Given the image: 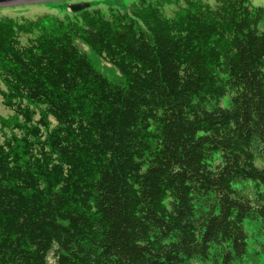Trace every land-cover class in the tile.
<instances>
[{
  "label": "trees",
  "instance_id": "1",
  "mask_svg": "<svg viewBox=\"0 0 264 264\" xmlns=\"http://www.w3.org/2000/svg\"><path fill=\"white\" fill-rule=\"evenodd\" d=\"M0 105V264H264L250 0L1 17Z\"/></svg>",
  "mask_w": 264,
  "mask_h": 264
},
{
  "label": "rangeland",
  "instance_id": "2",
  "mask_svg": "<svg viewBox=\"0 0 264 264\" xmlns=\"http://www.w3.org/2000/svg\"><path fill=\"white\" fill-rule=\"evenodd\" d=\"M134 1L137 0H49V1L36 2V3H23L18 5H11V6H0V18L24 17L28 19H34L38 16L50 15L59 19H63L65 16H71L73 14L70 8L76 4H86L88 9H99L105 12L109 7L125 10L126 6ZM204 1L209 5L214 4V0H204ZM250 3L255 7H261L264 10V0H250ZM172 10H173L172 7L165 8L166 14H170ZM76 45L95 62L97 68L103 74L107 75L110 78H114L118 75V73L110 65L104 63L100 59L94 58L91 55L89 49L86 47V45H84L81 41L77 40ZM0 114L4 117H7L10 113L0 105ZM250 191L251 189L248 188V192ZM250 233L252 238H256L258 236L257 235L258 231L254 225L250 226ZM261 241L262 240L256 242L255 248H257L258 245H260ZM254 257L256 258V255ZM251 260H253V258H251ZM254 261L256 262L255 259L253 260V262ZM47 264H52V263L51 261H48Z\"/></svg>",
  "mask_w": 264,
  "mask_h": 264
},
{
  "label": "water",
  "instance_id": "3",
  "mask_svg": "<svg viewBox=\"0 0 264 264\" xmlns=\"http://www.w3.org/2000/svg\"><path fill=\"white\" fill-rule=\"evenodd\" d=\"M43 1H49V0H0V6H11V5H18V4H23V3H36V2H43ZM85 8H87L86 4H76V5H73L70 8V10L72 13H76Z\"/></svg>",
  "mask_w": 264,
  "mask_h": 264
}]
</instances>
